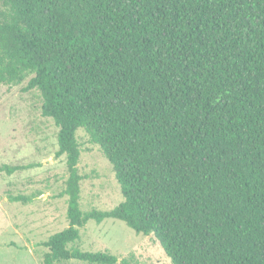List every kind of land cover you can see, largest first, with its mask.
I'll list each match as a JSON object with an SVG mask.
<instances>
[{
	"label": "trees",
	"instance_id": "trees-1",
	"mask_svg": "<svg viewBox=\"0 0 264 264\" xmlns=\"http://www.w3.org/2000/svg\"><path fill=\"white\" fill-rule=\"evenodd\" d=\"M28 74L67 169L42 264H128L73 246L105 220L171 264H264V0H0V86ZM79 129L114 172L111 210L80 209Z\"/></svg>",
	"mask_w": 264,
	"mask_h": 264
},
{
	"label": "rangeland",
	"instance_id": "rangeland-1",
	"mask_svg": "<svg viewBox=\"0 0 264 264\" xmlns=\"http://www.w3.org/2000/svg\"><path fill=\"white\" fill-rule=\"evenodd\" d=\"M31 77L0 86V264H42L47 251L42 243L68 226L67 198L59 197L67 169L64 156L55 157L58 129L41 115L39 92L23 90ZM76 138L81 211L113 209L123 198L110 163L84 130ZM4 167L20 169L8 174ZM15 197L21 200H11ZM73 246L128 264H171L154 235L136 234L118 220L88 222Z\"/></svg>",
	"mask_w": 264,
	"mask_h": 264
}]
</instances>
